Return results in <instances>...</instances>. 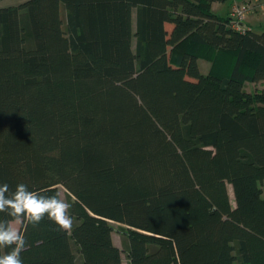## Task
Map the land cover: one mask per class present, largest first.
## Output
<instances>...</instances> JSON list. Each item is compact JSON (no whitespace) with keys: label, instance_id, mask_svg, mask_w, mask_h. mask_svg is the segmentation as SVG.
Here are the masks:
<instances>
[{"label":"trees","instance_id":"trees-1","mask_svg":"<svg viewBox=\"0 0 264 264\" xmlns=\"http://www.w3.org/2000/svg\"><path fill=\"white\" fill-rule=\"evenodd\" d=\"M215 1L0 9V184L72 205L23 264H264V29Z\"/></svg>","mask_w":264,"mask_h":264},{"label":"clouds","instance_id":"clouds-1","mask_svg":"<svg viewBox=\"0 0 264 264\" xmlns=\"http://www.w3.org/2000/svg\"><path fill=\"white\" fill-rule=\"evenodd\" d=\"M71 207L58 194L33 191L24 183L17 184L14 190L7 183L0 184V214L7 217L0 218V248L10 249L0 255V264H23L21 253L26 250L27 239L12 221L36 227L47 217L59 230L67 231L73 226Z\"/></svg>","mask_w":264,"mask_h":264},{"label":"rangeland","instance_id":"rangeland-1","mask_svg":"<svg viewBox=\"0 0 264 264\" xmlns=\"http://www.w3.org/2000/svg\"><path fill=\"white\" fill-rule=\"evenodd\" d=\"M230 3V0H227L225 2H219V1H215L211 7V9L218 13L219 15H222V16H225L227 14V8L229 7V4ZM241 3H249V2H241ZM251 9V7H250ZM249 9V10H250ZM248 12L250 11H247L246 12V15L248 14ZM246 15H245V18H246ZM258 18L262 21L261 24L259 23V21L256 23V26H254L256 29H264V15H261L260 13H258ZM258 19V20H259ZM245 20V19H244ZM258 24V25H257ZM169 25V24H168ZM170 26V25H169ZM167 28H169L167 25H166ZM198 64H199V69L202 73H206L207 70L209 69L210 67V62L207 61V60H204V59H199L198 60ZM245 89L246 90H252V89H258L261 87V84L260 83H249V84H245ZM261 187L262 189H264V181L261 182ZM58 190H59V197L60 199L62 200H65L67 202L68 200V197H69V194L68 192L66 191V189L62 186H58ZM228 192H229V196L231 198V200L233 199V192H232V188L230 185H228ZM114 226L116 227L117 224H114ZM14 227L16 228V226L14 225ZM114 227V231L112 232V237L115 241V243L121 248L122 247V241H121V234L119 232L116 231V228ZM122 260H123V264H126V257L124 255V253H122Z\"/></svg>","mask_w":264,"mask_h":264},{"label":"crops","instance_id":"crops-1","mask_svg":"<svg viewBox=\"0 0 264 264\" xmlns=\"http://www.w3.org/2000/svg\"><path fill=\"white\" fill-rule=\"evenodd\" d=\"M26 1H28V0H0V9L6 8V7L19 6V5L23 4ZM243 1L244 2H249V5L251 7V9L249 10L250 12H248V14L246 15V18L244 20V23L247 24L249 27H251L253 29H256L254 27V26H256V23L259 21V23L261 24V22H262L258 18V13H260L261 15H264V0H230V3L228 4L229 7L227 8V12H229L230 5L233 2H243ZM213 3L211 4V7H212ZM12 224H13V227L15 225L16 228L19 229L21 222H19V221H12ZM112 240H113L114 244L117 245L115 243L113 237H112Z\"/></svg>","mask_w":264,"mask_h":264},{"label":"built area","instance_id":"built-area-1","mask_svg":"<svg viewBox=\"0 0 264 264\" xmlns=\"http://www.w3.org/2000/svg\"><path fill=\"white\" fill-rule=\"evenodd\" d=\"M249 3L233 2L230 6L229 16L231 18L230 24L236 30H244V19L246 12L249 11Z\"/></svg>","mask_w":264,"mask_h":264}]
</instances>
